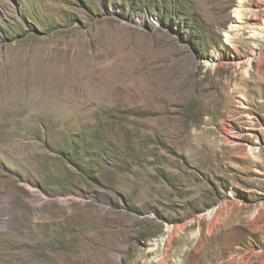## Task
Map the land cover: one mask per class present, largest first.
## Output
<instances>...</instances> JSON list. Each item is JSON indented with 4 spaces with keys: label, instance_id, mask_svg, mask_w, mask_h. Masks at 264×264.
Wrapping results in <instances>:
<instances>
[{
    "label": "rangeland",
    "instance_id": "obj_1",
    "mask_svg": "<svg viewBox=\"0 0 264 264\" xmlns=\"http://www.w3.org/2000/svg\"><path fill=\"white\" fill-rule=\"evenodd\" d=\"M232 23L264 0H0V264H264V41Z\"/></svg>",
    "mask_w": 264,
    "mask_h": 264
},
{
    "label": "bare ground",
    "instance_id": "obj_2",
    "mask_svg": "<svg viewBox=\"0 0 264 264\" xmlns=\"http://www.w3.org/2000/svg\"><path fill=\"white\" fill-rule=\"evenodd\" d=\"M235 14L236 15H234V16L236 18V22H239V20L237 21V19H239L238 12H236ZM236 24H238V23H236ZM245 34H247V35L245 36ZM222 35L225 38L224 39L225 42L228 43V44L232 41L233 38L238 37V36H240L242 38L246 37V38H248V39H250L252 41H256V40H263L264 41V33H262L261 31H257V30L252 29L251 31L246 33L241 27H239L238 25H235L233 23L231 25H229L227 29L223 30V34ZM260 58L261 57L258 55L256 61L259 62L261 60ZM251 151H253V150H251ZM2 220H3V222H6L7 218L5 217ZM158 245H159V243L155 242L153 248L156 249V247Z\"/></svg>",
    "mask_w": 264,
    "mask_h": 264
}]
</instances>
